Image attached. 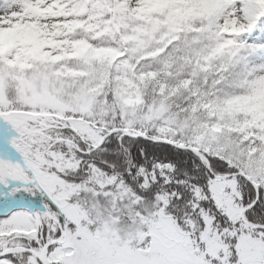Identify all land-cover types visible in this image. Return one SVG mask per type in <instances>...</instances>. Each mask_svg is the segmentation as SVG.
<instances>
[{"label": "snow or ice", "instance_id": "snow-or-ice-1", "mask_svg": "<svg viewBox=\"0 0 264 264\" xmlns=\"http://www.w3.org/2000/svg\"><path fill=\"white\" fill-rule=\"evenodd\" d=\"M0 264H264V0H0Z\"/></svg>", "mask_w": 264, "mask_h": 264}]
</instances>
